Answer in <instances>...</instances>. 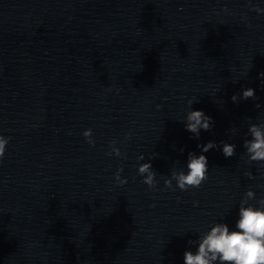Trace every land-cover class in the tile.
<instances>
[{
	"label": "clouds",
	"instance_id": "obj_1",
	"mask_svg": "<svg viewBox=\"0 0 264 264\" xmlns=\"http://www.w3.org/2000/svg\"><path fill=\"white\" fill-rule=\"evenodd\" d=\"M251 4L252 0H248ZM251 11L257 13L264 12V9L253 5ZM227 11V9H225ZM264 78V72L259 74ZM119 91V90H117ZM255 99V90L246 88L242 90L241 96L233 95L231 100L234 103H239L240 99L248 100ZM196 101H189L192 105ZM259 107V105H257ZM185 128L188 132L194 134V138H199L201 130L211 131L214 126L212 117L206 115L202 110H190L187 113L184 121ZM251 139H245L243 147L246 149L248 161L264 162V123L251 124L248 128ZM86 141L93 145L95 141L92 139V129H85L82 133ZM130 138L129 136L126 139ZM10 138H6L0 134V163L3 162L6 146ZM116 141L110 143L111 151L106 155L121 157L120 149L116 147ZM222 145V152L226 158L235 155L236 145L225 141H220L218 145L215 141H209L206 144H198L201 154L197 155L194 152L188 153L187 172L183 169L171 171L170 178L164 179V185L168 189L173 188V180L176 182V187L181 191H188L191 188H199L208 178V159L203 154L211 149L218 148ZM183 152V149H180ZM158 156V153L153 154V158ZM126 158V156H125ZM145 157L141 154L138 160H144ZM151 159L148 162L142 163L138 167V174L143 177V183L149 188L155 189L157 181L155 179L156 172L152 168ZM264 166V163H262ZM123 167L117 169L115 180L120 184H126L127 179L121 177ZM249 176L251 174H248ZM255 199L253 191L249 190L245 194V199L240 202L238 211V220L235 222V230H230L227 223H215L211 229L199 240H189V244L198 243L195 252H184V264H264V198L258 201V207L249 204L250 200Z\"/></svg>",
	"mask_w": 264,
	"mask_h": 264
}]
</instances>
